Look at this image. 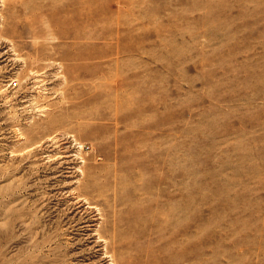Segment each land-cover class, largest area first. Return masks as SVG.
<instances>
[{
    "label": "rangeland",
    "instance_id": "374dc122",
    "mask_svg": "<svg viewBox=\"0 0 264 264\" xmlns=\"http://www.w3.org/2000/svg\"><path fill=\"white\" fill-rule=\"evenodd\" d=\"M0 264H264V0H0Z\"/></svg>",
    "mask_w": 264,
    "mask_h": 264
},
{
    "label": "bare ground",
    "instance_id": "6f19581e",
    "mask_svg": "<svg viewBox=\"0 0 264 264\" xmlns=\"http://www.w3.org/2000/svg\"><path fill=\"white\" fill-rule=\"evenodd\" d=\"M57 137V136H56Z\"/></svg>",
    "mask_w": 264,
    "mask_h": 264
}]
</instances>
